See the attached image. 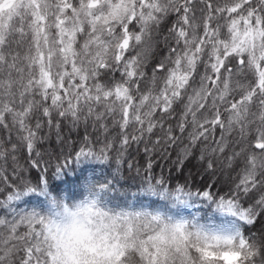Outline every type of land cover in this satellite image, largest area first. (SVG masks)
<instances>
[{
  "label": "snow or ice",
  "instance_id": "obj_1",
  "mask_svg": "<svg viewBox=\"0 0 264 264\" xmlns=\"http://www.w3.org/2000/svg\"><path fill=\"white\" fill-rule=\"evenodd\" d=\"M173 16L156 60L155 36ZM7 117L37 157L45 124L58 130L61 121L85 128L76 158L111 159L139 175L125 157L142 144V188L152 194L167 184L149 174L153 155L176 151L177 168L195 157L209 177L235 169L224 195L212 184L199 195L236 223L213 231L159 213L106 209L77 240L60 212L14 207L42 178L0 200V264H264V232H245L264 218V0H0L5 128ZM109 119L119 127L118 141L109 138ZM89 127L99 133L98 152L89 147ZM16 150L13 144L14 163ZM8 154L0 144L4 181ZM30 163L39 166L38 159ZM93 196L95 206L100 199Z\"/></svg>",
  "mask_w": 264,
  "mask_h": 264
},
{
  "label": "trees",
  "instance_id": "obj_2",
  "mask_svg": "<svg viewBox=\"0 0 264 264\" xmlns=\"http://www.w3.org/2000/svg\"><path fill=\"white\" fill-rule=\"evenodd\" d=\"M174 22L175 17H169L162 26V34L155 36L159 41L154 52L156 60L163 55V35L167 34V29ZM150 69L151 64L149 74ZM198 71L202 72L203 68L200 67ZM198 79L197 76V82ZM35 122V117L29 120L32 126ZM169 122L175 123L173 120ZM6 123L8 128L0 125V144L9 153L4 173L7 180H0V200H6L7 196L15 191L24 190L25 185L36 186L43 178V183L35 191L18 194V199L14 202L16 209L44 214L51 211L53 204L58 200L63 199L71 203L84 199L86 195H96L103 207L113 211L159 213L166 218L185 221L213 231H228L236 223L235 217L221 210L213 200H207L199 195L202 190L208 189L210 184L215 185L210 190L224 195L236 178L235 169L225 175L209 177L195 157L189 158L182 168H177L174 166L176 151L170 152V157L164 159H161L160 155H153V168L149 174L156 179H165L167 184L165 191L152 194L142 188L143 170L147 160L142 144H134L125 157L128 162L141 168L142 171L138 175L135 168L129 170L127 164L120 166L111 159L102 161L94 156L76 158V153L84 147L83 138L86 133L83 125L74 128L68 121H61L57 130L55 127L49 129L45 124L40 133L43 139L35 145V151L40 153L37 157L35 152L31 155L27 152L26 146L20 141V136L24 133L18 126L12 125L10 117L6 118ZM107 123L110 130L109 138L118 141L119 127H114L111 119ZM87 132L92 141L89 147H94L98 152L103 146L102 143L96 142L99 133L93 131L91 127ZM218 134L219 130H217ZM103 139L104 137L100 136V140ZM13 144L17 145L15 152L17 163L11 159ZM85 150L87 151V148ZM32 159L39 160L38 167L31 165ZM236 167L238 168L239 165ZM57 168L60 169L57 171ZM2 212L3 210L0 209V214ZM245 232L246 235L260 238L261 233L264 232V218L259 219L253 226H245Z\"/></svg>",
  "mask_w": 264,
  "mask_h": 264
},
{
  "label": "clouds",
  "instance_id": "obj_3",
  "mask_svg": "<svg viewBox=\"0 0 264 264\" xmlns=\"http://www.w3.org/2000/svg\"><path fill=\"white\" fill-rule=\"evenodd\" d=\"M95 197L93 195H86L84 199L68 203L63 199L56 201V208L52 212H60L61 216L58 218L63 221L77 240L86 239L84 232V225L97 212L105 211L106 208L102 206L101 202L93 206L91 200Z\"/></svg>",
  "mask_w": 264,
  "mask_h": 264
}]
</instances>
